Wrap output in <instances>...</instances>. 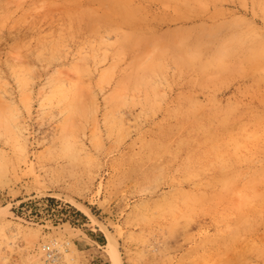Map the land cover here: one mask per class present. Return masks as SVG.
Here are the masks:
<instances>
[{
  "label": "rangeland",
  "instance_id": "374dc122",
  "mask_svg": "<svg viewBox=\"0 0 264 264\" xmlns=\"http://www.w3.org/2000/svg\"><path fill=\"white\" fill-rule=\"evenodd\" d=\"M0 264H264V0H0Z\"/></svg>",
  "mask_w": 264,
  "mask_h": 264
},
{
  "label": "bare ground",
  "instance_id": "6f19581e",
  "mask_svg": "<svg viewBox=\"0 0 264 264\" xmlns=\"http://www.w3.org/2000/svg\"><path fill=\"white\" fill-rule=\"evenodd\" d=\"M93 3V2H92ZM126 15V14H125ZM128 18V17H127ZM126 18V19H127ZM126 23V22H125ZM113 26V25H112ZM120 27V26H119ZM122 27V26H121ZM113 28V27H112ZM111 28V29H112ZM115 28V27H114ZM124 28V27H123ZM119 29V28H118ZM132 38V36H131ZM133 68V67H132ZM140 75V74H139ZM132 80V78H131ZM136 84V83H135ZM133 90V89H132ZM90 213L92 216H94L91 212H88ZM107 236L109 238V248L111 249V251L113 252V254L117 255L118 254V250H117V243H116V240L113 238V236L109 233H107Z\"/></svg>",
  "mask_w": 264,
  "mask_h": 264
},
{
  "label": "built area",
  "instance_id": "2783aa9c",
  "mask_svg": "<svg viewBox=\"0 0 264 264\" xmlns=\"http://www.w3.org/2000/svg\"><path fill=\"white\" fill-rule=\"evenodd\" d=\"M42 250L45 252V255L47 256L48 260L54 261L56 259V255L53 250H51V247L48 245L43 246Z\"/></svg>",
  "mask_w": 264,
  "mask_h": 264
},
{
  "label": "crops",
  "instance_id": "0c3cea01",
  "mask_svg": "<svg viewBox=\"0 0 264 264\" xmlns=\"http://www.w3.org/2000/svg\"><path fill=\"white\" fill-rule=\"evenodd\" d=\"M82 240L87 244L88 240H91V238L88 234H84V237L82 238ZM93 242H96V241H93Z\"/></svg>",
  "mask_w": 264,
  "mask_h": 264
}]
</instances>
